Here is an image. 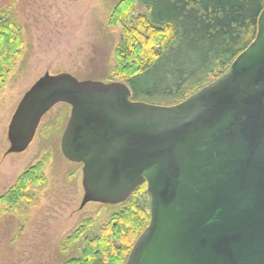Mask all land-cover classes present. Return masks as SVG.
Listing matches in <instances>:
<instances>
[{"label": "water", "instance_id": "water-1", "mask_svg": "<svg viewBox=\"0 0 264 264\" xmlns=\"http://www.w3.org/2000/svg\"><path fill=\"white\" fill-rule=\"evenodd\" d=\"M130 98L124 83L45 73L10 118L5 156L68 105L60 153L81 165L79 210L146 184L149 224L126 264H264V8L220 78L173 106Z\"/></svg>", "mask_w": 264, "mask_h": 264}, {"label": "trees", "instance_id": "trees-1", "mask_svg": "<svg viewBox=\"0 0 264 264\" xmlns=\"http://www.w3.org/2000/svg\"><path fill=\"white\" fill-rule=\"evenodd\" d=\"M263 8L264 0H116L109 24L120 34L107 78L127 85L131 101L176 105L227 72L253 41ZM21 32L11 8L0 10V93L25 49ZM44 164L29 167L0 193V220L30 208L46 184ZM146 189L144 183L112 207L105 225L81 221L56 244L50 264H126L149 224Z\"/></svg>", "mask_w": 264, "mask_h": 264}, {"label": "rangeland", "instance_id": "rangeland-1", "mask_svg": "<svg viewBox=\"0 0 264 264\" xmlns=\"http://www.w3.org/2000/svg\"><path fill=\"white\" fill-rule=\"evenodd\" d=\"M115 1L0 0V10L11 8L25 47L0 93V193L43 160L46 180L29 209L15 210L0 220V264H50L56 244L81 221L91 220L98 228L116 210L95 203L79 210L81 165L67 162L60 153L68 105L57 104L42 118L25 152L5 156L10 118L24 93L45 73L111 83L107 73L113 68L120 34L118 25L109 24ZM142 12L136 8V14ZM133 102L164 106L155 98Z\"/></svg>", "mask_w": 264, "mask_h": 264}, {"label": "bare ground", "instance_id": "bare-ground-1", "mask_svg": "<svg viewBox=\"0 0 264 264\" xmlns=\"http://www.w3.org/2000/svg\"><path fill=\"white\" fill-rule=\"evenodd\" d=\"M8 147H9V145H8Z\"/></svg>", "mask_w": 264, "mask_h": 264}, {"label": "flooded vegetation", "instance_id": "flooded-vegetation-1", "mask_svg": "<svg viewBox=\"0 0 264 264\" xmlns=\"http://www.w3.org/2000/svg\"><path fill=\"white\" fill-rule=\"evenodd\" d=\"M66 126V125H65Z\"/></svg>", "mask_w": 264, "mask_h": 264}]
</instances>
